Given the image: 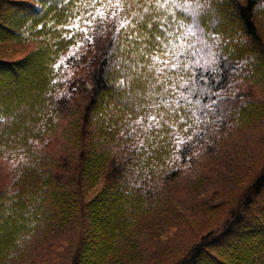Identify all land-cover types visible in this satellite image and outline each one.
Wrapping results in <instances>:
<instances>
[{
	"label": "trees",
	"instance_id": "trees-1",
	"mask_svg": "<svg viewBox=\"0 0 264 264\" xmlns=\"http://www.w3.org/2000/svg\"><path fill=\"white\" fill-rule=\"evenodd\" d=\"M37 3L0 0V47L37 42L21 56L17 47L7 49L10 59L0 51V149L23 155L10 185L0 188V264H8L31 234L73 220L80 221L81 234L67 264H135L148 243L142 219L163 208L186 172L200 170L217 138L264 120V99L258 97L264 91V0H211L212 11L198 17L205 38L219 33L221 42L212 47L219 71L204 86L220 99L206 117L197 111L200 135L182 152L166 136L157 139L133 123L144 115L136 105L145 99L147 83L129 65L145 61L123 30L113 47V21L90 33L94 43H85L80 59L64 71L70 79L51 83L59 75L53 65L71 43L56 25L67 22L75 5L49 0L41 11L32 6ZM122 78L126 90L117 87ZM200 99L210 102L207 94ZM59 127L72 143L67 154L57 152L61 135L51 137ZM37 141L47 152L35 147ZM241 180L203 214L183 220L188 233L161 264H264V155Z\"/></svg>",
	"mask_w": 264,
	"mask_h": 264
},
{
	"label": "snow or ice",
	"instance_id": "snow-or-ice-1",
	"mask_svg": "<svg viewBox=\"0 0 264 264\" xmlns=\"http://www.w3.org/2000/svg\"><path fill=\"white\" fill-rule=\"evenodd\" d=\"M48 2L38 0L32 6L43 11ZM66 5L75 7L66 12L67 22L56 28L61 31V38L71 43L68 44V55L61 56L53 65L54 73L59 75L51 83L57 85L70 79L71 72L64 76V70L80 59L78 53L85 43H94L90 33H95L97 27H103L109 20L113 21V47L123 30L133 49L140 45L139 51L145 61L135 60L134 53V62L129 65L137 72V78H143L147 83L145 99L136 105L144 115L138 114L133 123L143 127L144 131L151 130L157 139L166 136L176 151H184L185 146L200 135L196 127L202 120L197 111L206 117V110H211L220 99L219 93L213 94L204 86L209 76L219 71L215 66L218 54L212 51V47L221 42L219 33H209L205 38L198 20L202 13L212 11L211 0H60L57 6ZM185 20L190 23L186 24ZM138 26L146 29L147 35H142ZM38 27L43 29L45 24ZM189 37L195 39L189 40ZM115 66L122 75L125 74L119 61ZM144 73L151 74V78ZM59 76H64V80ZM212 79L214 81L215 77ZM117 87L126 90L123 78ZM205 94L210 102L202 104L200 97ZM213 95L216 99H211ZM130 98L131 93H128L126 99ZM181 133L187 134V139Z\"/></svg>",
	"mask_w": 264,
	"mask_h": 264
},
{
	"label": "rangeland",
	"instance_id": "rangeland-1",
	"mask_svg": "<svg viewBox=\"0 0 264 264\" xmlns=\"http://www.w3.org/2000/svg\"><path fill=\"white\" fill-rule=\"evenodd\" d=\"M5 44L0 47V51L7 59L11 58L10 49L15 51L17 47L18 56H21L37 46L36 41ZM66 55L64 53L61 56ZM258 94L259 98L264 99V91ZM57 135L62 137V141L57 142L58 154H67L72 143L64 138L61 127L51 137ZM34 145L41 152H47L42 141ZM215 147L214 152L204 154L199 171L186 172L180 178L178 188L174 189L163 208L142 219L143 226L147 227L148 243L144 257L135 264H161L162 260L174 257L173 249L177 240L188 233L183 220L203 214L206 205L220 201L225 190L238 185L246 176L249 165L264 155V120L235 126L217 138ZM22 160L21 152L0 149V188L10 185L17 165ZM80 234L79 220H73L63 228H45L28 236L25 242L20 241L9 257L8 264H67Z\"/></svg>",
	"mask_w": 264,
	"mask_h": 264
}]
</instances>
